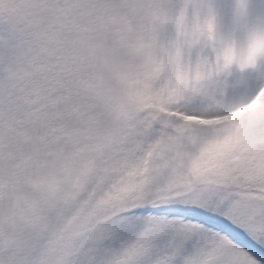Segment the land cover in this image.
<instances>
[{
	"label": "snow or ice",
	"instance_id": "6c2138e0",
	"mask_svg": "<svg viewBox=\"0 0 264 264\" xmlns=\"http://www.w3.org/2000/svg\"><path fill=\"white\" fill-rule=\"evenodd\" d=\"M0 264H264V0H0Z\"/></svg>",
	"mask_w": 264,
	"mask_h": 264
}]
</instances>
